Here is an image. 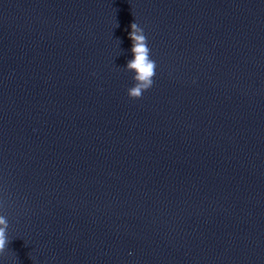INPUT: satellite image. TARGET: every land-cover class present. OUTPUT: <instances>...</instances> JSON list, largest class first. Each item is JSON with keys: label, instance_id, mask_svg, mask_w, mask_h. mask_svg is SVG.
<instances>
[{"label": "clouds", "instance_id": "9594fccd", "mask_svg": "<svg viewBox=\"0 0 264 264\" xmlns=\"http://www.w3.org/2000/svg\"><path fill=\"white\" fill-rule=\"evenodd\" d=\"M130 28L133 58L128 61L126 70L134 73V85L127 90V95L130 99H140L143 93L153 86L157 65L151 58V49L144 30L136 22L131 23ZM7 230V218L0 215V254L4 253L9 244Z\"/></svg>", "mask_w": 264, "mask_h": 264}]
</instances>
